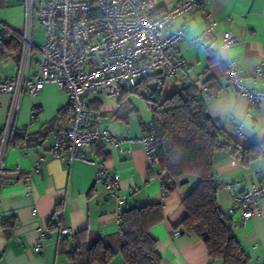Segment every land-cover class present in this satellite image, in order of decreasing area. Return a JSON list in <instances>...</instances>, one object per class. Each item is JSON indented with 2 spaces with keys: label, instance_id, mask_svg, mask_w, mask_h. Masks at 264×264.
Returning <instances> with one entry per match:
<instances>
[{
  "label": "crops",
  "instance_id": "obj_1",
  "mask_svg": "<svg viewBox=\"0 0 264 264\" xmlns=\"http://www.w3.org/2000/svg\"><path fill=\"white\" fill-rule=\"evenodd\" d=\"M179 0H154L159 9L174 7ZM205 11H213L218 22L210 34H203ZM23 0H0V30L16 27L23 21ZM3 26V27H2ZM185 30V37L176 48L177 56L186 66L178 72L180 84L167 83L161 87L160 97L183 82L198 86L214 79L220 90L212 99L206 97L207 111L215 125L242 145L264 140V101L250 107L226 79V53L221 49V35L230 31L238 40L228 55L238 61L245 85L264 91V79L255 78L258 66L264 68V0H214L205 8L177 18L171 25ZM2 27V28H1ZM199 37L196 43L191 40ZM40 41V39H39ZM36 58V57H35ZM18 49L9 44L0 57V77L8 78L17 70ZM148 84V83H147ZM120 98V97H119ZM108 98L103 93L85 97L91 113L89 122L99 129L107 127L115 136H140L142 123L152 118L147 100L138 91H124L122 98ZM10 96L0 94V129L7 121ZM131 108V109H130ZM69 105L66 93L56 84H46L36 96L23 95L14 117V134L28 135L7 149L4 161L5 178L0 185V264H74L66 254L72 246L73 234L86 231L90 240L98 236L118 235L114 217V201L97 168L83 161L66 166L51 152L53 132L68 124ZM241 125V126H240ZM240 126L239 133L235 129ZM120 148L109 142L93 143L82 148L84 155L94 162H103L111 168L118 180L120 192L127 194L124 208L149 203L162 204V219L151 227L157 240L160 264H214L206 248L196 235L185 233L178 225L186 215L182 206L185 194L195 184L189 177L165 194L157 179V167H150L143 148L132 145ZM44 162L34 173L25 174L35 166V158ZM218 182H239L238 191L250 183L264 182V159L243 167L229 153L219 151L214 157ZM229 192L219 186L217 203L227 211ZM60 212V219L53 215ZM234 235L239 241L246 264H264V208L262 215L240 221L235 215ZM51 220L57 221L51 228ZM60 227H69L72 235L57 239ZM181 232L177 235L174 231ZM45 238L40 250L34 246L41 235ZM118 249L119 240L114 243ZM106 264H125L119 251Z\"/></svg>",
  "mask_w": 264,
  "mask_h": 264
},
{
  "label": "built area",
  "instance_id": "obj_2",
  "mask_svg": "<svg viewBox=\"0 0 264 264\" xmlns=\"http://www.w3.org/2000/svg\"><path fill=\"white\" fill-rule=\"evenodd\" d=\"M214 0H179L172 8L159 9L154 0H23V22L19 30L4 26L0 30V57L5 51L4 40L12 36L20 42L17 70L14 76L0 77V94L10 96L7 121L0 139V185L5 178V155L14 129V117L23 95L36 96L46 84H56L68 98L69 118L65 127L53 132L51 152L68 167L74 161H83L97 168L107 192L114 201V217L120 230L121 211L127 194L120 192L113 170L103 162H94L84 155L82 148L93 143L109 142L120 148L140 145L150 167H157L156 139L151 122L145 124L140 136H115L105 127L97 128L89 122L91 113L86 95L103 93L108 98H119L124 91L145 88V80L154 81L157 87L167 83L180 84L178 72L186 66L177 56L176 48L185 37V30L174 28L175 19L200 11ZM203 34L212 33L218 22L213 11H205ZM42 29L40 41L35 40V26ZM199 37L191 40L196 43ZM238 38L230 31L221 35V49L226 53V79L237 93L246 98L250 107L264 101V93L245 85L238 68V61L228 55ZM36 57V58H35ZM264 68L258 66L253 73L261 76ZM144 81V82H143ZM205 95L207 86L201 84ZM241 126V125H240ZM240 126L235 129L239 133ZM44 162L35 158V166L28 176ZM157 179L163 187L162 175ZM176 181V180H175ZM239 182H221L229 192L226 213L240 221L262 215L264 208V182L250 183L240 190ZM60 212L53 219H60ZM181 231L176 229L174 234ZM72 235L69 227H60L57 239ZM45 234L41 233L34 251L40 250ZM220 264V263H218Z\"/></svg>",
  "mask_w": 264,
  "mask_h": 264
},
{
  "label": "trees",
  "instance_id": "obj_3",
  "mask_svg": "<svg viewBox=\"0 0 264 264\" xmlns=\"http://www.w3.org/2000/svg\"><path fill=\"white\" fill-rule=\"evenodd\" d=\"M9 44H13L19 53L20 42L16 38L6 36L5 48ZM261 77L264 79V71ZM148 81H143L145 87ZM207 83L209 87L205 95L197 83L192 82L183 88H173L163 97L157 95L155 101L148 102L156 139V171L162 175L165 194L189 177L196 179L182 200L186 215L178 227L202 240L214 264H246L245 253L234 235V219L217 203L216 192L220 183L214 169V157L217 152L225 151L243 167H248L251 162L264 159V140L256 139L242 145L234 136L217 127L207 111L206 97L214 98L220 86L214 79ZM145 124H141L143 131ZM13 132L14 129L8 146L17 140L28 139L26 134L19 136ZM1 134L2 129L0 139ZM161 219V203L123 208L118 235L90 240L86 231H79L71 236L72 246L66 251L67 257L74 264H106L119 251L125 264H160L157 240L150 230ZM49 224L56 228L57 221L51 220ZM117 237L118 249L114 245Z\"/></svg>",
  "mask_w": 264,
  "mask_h": 264
},
{
  "label": "water",
  "instance_id": "obj_4",
  "mask_svg": "<svg viewBox=\"0 0 264 264\" xmlns=\"http://www.w3.org/2000/svg\"><path fill=\"white\" fill-rule=\"evenodd\" d=\"M188 84H190L188 81L183 82L179 88H183ZM160 91H161V88L157 87L154 81H151L146 85L144 89H140L138 91V95L149 102H153L156 100V96L160 94Z\"/></svg>",
  "mask_w": 264,
  "mask_h": 264
},
{
  "label": "rangeland",
  "instance_id": "obj_5",
  "mask_svg": "<svg viewBox=\"0 0 264 264\" xmlns=\"http://www.w3.org/2000/svg\"><path fill=\"white\" fill-rule=\"evenodd\" d=\"M23 22V21H22ZM3 27V26H2ZM1 27V28H2ZM22 27V24H20V25H18V26H16V27H13L14 29H16V30H19L20 28ZM42 34H43V32H42V29L38 26V25H36L35 26V34H34V36H35V40L36 41H39V39H40V37L42 36ZM166 88L167 87H164V90H163V94L165 95L166 94ZM172 89H173V87H171ZM170 92V91H169ZM168 92V93H169ZM167 93V94H168Z\"/></svg>",
  "mask_w": 264,
  "mask_h": 264
}]
</instances>
